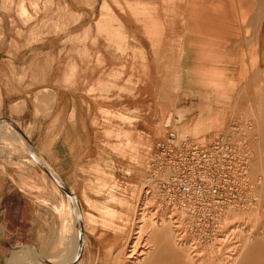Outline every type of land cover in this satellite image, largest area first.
Listing matches in <instances>:
<instances>
[{
	"label": "rangeland",
	"instance_id": "374dc122",
	"mask_svg": "<svg viewBox=\"0 0 264 264\" xmlns=\"http://www.w3.org/2000/svg\"><path fill=\"white\" fill-rule=\"evenodd\" d=\"M101 2L105 4L100 11ZM106 2L0 0V120L3 122L0 126V250L11 251L5 264L18 261L21 264H63L64 261V264L69 261L70 264H129L125 247L138 221L134 219L136 213L142 212V207L152 216L156 215V219L162 213L168 215L173 211L180 215H175V219L179 218L173 220L180 236L177 239L182 237L180 243L189 253L191 250V261L195 260L190 264H235L243 252L242 239L248 234L254 236V242L238 264H264V106L243 110L248 115L243 117L246 122L236 121L223 133L211 137L202 134L201 124L173 121L167 108L155 107L152 79L148 81L143 75L145 53L136 51L127 42L120 21ZM100 15L98 31L108 40L107 60L96 52L104 48L94 36ZM75 82L83 85L98 82L99 92L87 87L80 94H98L99 100L112 104V109L100 107L101 115L91 117L93 121L86 124L62 121L69 118V107L56 106L58 90L71 91ZM11 125L21 128L26 136ZM170 131H176L181 139L208 142L229 132L246 144L250 151L247 181L236 201L225 207L226 215L202 217L197 210L168 208L161 204L164 202L157 193L146 194L144 182L149 162L157 143ZM87 145H92V149L81 157ZM69 148L79 153L77 163L70 155L65 159L63 154L69 153ZM53 149L61 153L57 159L60 171H56L63 175L67 188L75 190L82 204L83 246L76 258L79 260L74 262L72 256L78 247L75 214L70 209L67 193L61 188L60 193L54 192V182L47 173L43 174L39 164L47 160L45 154ZM23 195L32 199L25 202ZM57 202H63L64 206L58 208ZM242 231L249 233L244 235ZM72 240L76 243L71 244ZM25 248V252L15 251ZM29 250H34L37 256L19 257ZM53 251L64 255L49 263L46 259ZM173 254L162 246L156 250L151 264L185 262ZM40 255L44 257L38 258Z\"/></svg>",
	"mask_w": 264,
	"mask_h": 264
},
{
	"label": "crops",
	"instance_id": "0c3cea01",
	"mask_svg": "<svg viewBox=\"0 0 264 264\" xmlns=\"http://www.w3.org/2000/svg\"><path fill=\"white\" fill-rule=\"evenodd\" d=\"M106 1L127 42L145 53L146 72L138 74L152 79L155 107L167 108L173 121L201 124L202 134L211 137L236 121L246 122L243 110L264 106V0ZM104 4H99L100 11ZM100 17L94 36L104 48L98 50L97 45L96 52L107 60L108 40L98 31ZM99 86L98 82H75L71 91L59 89L56 106L69 107V118L62 121L86 124L101 115L100 107L111 108L98 94H80L87 87L99 92ZM90 149L92 145H87L81 157ZM69 150L63 154L65 159L70 155L77 163L79 153ZM60 155L55 149L45 154L59 171ZM23 199L32 198L23 195ZM21 250L26 248L15 251ZM0 251V264H5L11 251Z\"/></svg>",
	"mask_w": 264,
	"mask_h": 264
},
{
	"label": "built area",
	"instance_id": "2783aa9c",
	"mask_svg": "<svg viewBox=\"0 0 264 264\" xmlns=\"http://www.w3.org/2000/svg\"><path fill=\"white\" fill-rule=\"evenodd\" d=\"M249 161L250 151L233 133L208 142L181 139L170 131L157 143L144 189L146 194L157 193L169 207L221 217L246 183Z\"/></svg>",
	"mask_w": 264,
	"mask_h": 264
},
{
	"label": "bare ground",
	"instance_id": "6f19581e",
	"mask_svg": "<svg viewBox=\"0 0 264 264\" xmlns=\"http://www.w3.org/2000/svg\"><path fill=\"white\" fill-rule=\"evenodd\" d=\"M128 2V1H127ZM147 4L148 3H146V7H147ZM149 5V4H148ZM151 5V4H150ZM150 7V6H149ZM25 11V10H24ZM9 124V123H8ZM0 126H3V122L1 123V120H0ZM12 126V125H11ZM12 128H14V129H16L15 127H13L12 126ZM7 129H8V127H7ZM17 130V129H16ZM13 131V130H12ZM17 132H19L23 137H24V135L20 132V131H18L17 130ZM17 132H15V133H17ZM19 135V134H18ZM21 136V137H22ZM22 137V138H23ZM201 137V136H200ZM199 137V138H200ZM18 140V139H17ZM18 143V142H17ZM24 144V143H23ZM27 145V144H26ZM25 147V146H24ZM28 149H29V147H27ZM25 150H26V148H24ZM31 149V148H30ZM28 151V150H27ZM33 152V151H32ZM30 153V152H29ZM39 156V155H38ZM39 158V157H38ZM43 159V158H42ZM39 160V159H38ZM40 163H42V164H44L46 167H47V169L51 172V175H49V173H47L44 169H43V174H44V172L45 173H47V175L52 179V181L54 182V184H53V187L55 188V190H54V192H59L60 193V188L61 189H63L62 187H66L67 188V182L63 179V177L60 175V173L58 172V171H56L53 167H52V165L49 163V161L47 162L46 160H43V161H41ZM46 175V174H45ZM45 179H46V177H45ZM47 180V179H46ZM260 181V180H259ZM261 182V181H260ZM144 183H146V181L144 182ZM259 183V182H258ZM47 184V183H46ZM142 186H144L143 184H142ZM251 187H252V185H251ZM71 189V188H70ZM64 190V189H63ZM142 190V189H141ZM71 195H68L67 194V197H68V203H69V206H70V209H71V211L73 212V214H75V217H76V221H77V225L76 226H78V229H77V231H76V229H75V231H76V235L73 233V232H71V231H69V233L71 232L72 234H74L76 237V239L75 240H77V246L78 247H76V251H75V253H74V255L72 256V254H70L71 256H72V258H73V261L72 262H74L75 260H79V259H76V258H78L81 254L79 253L80 252V250H81V248H82V244H83V241H82V238H83V233L81 232V230L83 229V226H84V223H83V221H84V219H83V215H82V204H81V202L78 200V198L79 197H77V195L75 194V190L74 189H72L71 190ZM154 193V192H153ZM152 193V195H154ZM256 193V192H255ZM55 194V193H54ZM58 194V193H57ZM142 194V193H141ZM61 195H62V193H61ZM148 195V194H147ZM156 195V194H155ZM154 195V196H155ZM141 197V196H140ZM146 199L147 198H149V196L147 197H145ZM154 198V197H153ZM53 199V198H52ZM56 199V198H55ZM143 199V198H142ZM145 199V200H146ZM149 199H151V197L149 198ZM159 199V198H158ZM250 199V198H249ZM51 200V199H50ZM49 199H48V201H50ZM63 200V199H62ZM140 200V199H139ZM156 200V199H155ZM155 200H153V202L155 201ZM59 201H60V199H59ZM87 201H89L88 199H87ZM142 201V200H141ZM51 202H53L52 200H51ZM61 202V201H60ZM146 202V201H145ZM158 202V201H157ZM156 202V203H157ZM63 203V202H62ZM62 203H58L57 202V204H58V208H60V207H62V206H64ZM65 203V202H64ZM143 203V202H142ZM149 203H152V200H151V202H149ZM160 203V202H159ZM154 204V203H153ZM161 204H164V205H167V203H161ZM149 205V204H148ZM147 205V206H148ZM157 205V204H156ZM155 205V206H156ZM257 205V204H256ZM142 206V205H141ZM151 206H152V204H151ZM161 206V205H160ZM66 207V206H65ZM68 207V206H67ZM157 207V206H156ZM159 207V206H158ZM163 207V206H162ZM167 207V206H166ZM253 207V206H252ZM141 208V207H140ZM154 208V207H153ZM152 208V209H153ZM168 208H169V206H168ZM172 208H173V206H172ZM174 208H175V206H174ZM177 208V207H176ZM61 209V208H60ZM68 209H69V207H68ZM142 209V212H138L137 211V213H136V218H134V219H137L138 221L136 222V225L134 226V228L132 227V233H133V235L131 236L130 235V238H129V240H128V242H127V244H126V247H125V250H127V253H126V258L128 259V260H130L129 261V264H151V262H152V259L154 258V254H155V252H156V250L158 249V248H162V246L163 247H166V249L167 250H169L171 253H174L173 254V256L174 257H180V258H182V259H184L185 260V262H183V264H190L192 261H191V259H192V256H191V250H190V253L186 250V249H184V247L182 246V244L183 243H180V241L179 240H181V238L180 239H177V237H178V234L179 233H177V226L175 227V220L176 219H178L179 217H180V215H178L179 217H177L176 219H175V217L177 216L176 214H174L175 212L173 211L171 214H168V215H163V214H165V213H162V211H161V213H162V215L161 216H159L160 218L159 219H156V215L155 216H152L151 215V213L149 214L148 212H147V210H146V207H142L141 208ZM161 209V208H160ZM59 210V209H58ZM63 210V209H62ZM84 210V209H83ZM157 210V209H156ZM162 210V209H161ZM165 210V209H164ZM169 210V209H168ZM66 211V210H65ZM64 211V212H65ZM101 211H102V209H101ZM167 211V210H166ZM175 211H176V209H175ZM183 211V213L185 214V212H184V210H182ZM181 211V212H182ZM83 212H85V211H83ZM159 212V211H158ZM165 212V211H164ZM171 212V211H170ZM176 212H178V211H176ZM66 213V212H65ZM68 213H69V211H68ZM114 213V212H113ZM113 213H111L110 215V217L111 218H113ZM154 213V212H153ZM155 213H156V211H155ZM187 213V212H186ZM64 214V213H63ZM84 215H85V213H83ZM159 214V213H158ZM157 214V215H158ZM184 214H182V215H184ZM199 214V213H198ZM87 215V214H86ZM154 215V214H153ZM176 215V216H175ZM188 215H190V217L193 215H191V214H188ZM187 215V216H188ZM226 215V214H225ZM105 216V215H104ZM187 216H185V217H187ZM196 216V215H195ZM87 217V216H86ZM92 217V216H91ZM133 217V216H132ZM184 217V218H185ZM227 217V216H226ZM90 218V217H89ZM103 218V217H102ZM105 218H107V216H105ZM183 217H181V219H182ZM184 218H183V220H184ZM257 218V217H256ZM173 219H175V220H173ZM113 220V219H112ZM196 221V220H195ZM205 222V221H204ZM75 223V222H74ZM111 223H113V221L111 222ZM110 223V224H111ZM200 223V222H199ZM221 223V222H220ZM234 223V222H233ZM247 223V222H246ZM184 224V223H183ZM230 224V223H229ZM178 225H180V224H178ZM100 226V225H99ZM181 226H182V223H181ZM198 226V225H197ZM209 226V225H208ZM217 226V225H216ZM219 226V225H218ZM72 227H74V226H72ZM255 227V226H254ZM75 228V227H74ZM77 228V227H76ZM96 228V227H95ZM186 228V227H185ZM184 228V229H185ZM223 228V227H222ZM100 229V228H99ZM178 229H179V227H178ZM214 229V228H213ZM237 229V228H236ZM94 230V229H93ZM190 230V229H189ZM223 230V229H222ZM130 231V230H129ZM181 231V230H180ZM245 231V230H244ZM244 231H242V232H240V233H243ZM179 232V231H178ZM185 232H186V229H185ZM67 233V232H66ZM68 233V234H69ZM181 233V232H180ZM246 233H249V232H246ZM246 233H243L244 235L246 234ZM93 234V233H92ZM129 234V233H128ZM131 234V233H130ZM242 234V235H243ZM251 234V233H250ZM70 235V234H69ZM181 235H182V233H181ZM185 236V235H184ZM256 236V235H255ZM66 237V236H65ZM69 237V236H68ZM102 237V236H101ZM180 237V236H179ZM178 237V238H179ZM217 237V236H216ZM223 237H224V235H223ZM232 237V236H231ZM243 237V236H242ZM254 236H252L251 235V237L249 236V234H248V236L245 238V239H242V240H244L243 241V243H241V241H240V243H241V245H243V248H242V250H243V252L242 253H240L238 256H237V258H236V263L238 264V262H240V260L242 261V258L245 256L244 254H245V251H246V249L248 248V247H250V245L254 242V240L252 239ZM127 238V237H126ZM218 238V237H217ZM218 239H220V238H218ZM257 239V238H256ZM66 240H70V239H67L66 238ZM221 240H222V238H221ZM220 240V241H221ZM224 240H225V238H224ZM259 240V239H258ZM257 240V241H258ZM125 241V240H124ZM183 241H184V239H183ZM196 241V240H195ZM198 241V240H197ZM75 242V241H74ZM200 242V241H199ZM73 243V240H72V242H71V244ZM76 243V242H75ZM75 243H73V244H75ZM262 243V242H261ZM184 244H185V242H184ZM187 244V243H186ZM75 245V246H76ZM162 245V246H161ZM193 245V244H192ZM235 245V244H234ZM240 245V244H239ZM258 245V244H257ZM68 246V245H67ZM69 246H71V245H69ZM187 246V245H186ZM66 247V246H65ZM74 247V246H73ZM129 247H132V248H130L131 250H129ZM195 247V246H194ZM197 247V246H196ZM214 247V246H213ZM239 247V246H238ZM262 247H264V246H262ZM199 248H201V245H200V247ZM227 248V247H226ZM240 248V247H239ZM65 249V248H64ZM67 249V248H66ZM72 249V248H71ZM191 249V248H190ZM193 249V248H192ZM229 249V248H228ZM232 249V248H231ZM237 249V248H236ZM235 249V250H236ZM124 250V249H123ZM122 250V251H123ZM194 250H196V249H194ZM198 251H200V250H198ZM232 251V250H231ZM258 251V250H257ZM54 252V254L53 255H50L46 260L49 262V263H52V262H54L55 261V258H57V257H60L63 253L61 252V253H58V254H55V251H53ZM64 252V251H63ZM82 252V251H81ZM195 252V251H194ZM240 252V251H239ZM46 253V252H45ZM71 253H73L72 252V250H71ZM196 253V252H195ZM201 253H203V252H201ZM200 253V254H201ZM20 254V253H19ZM34 250H29V252H26V253H24V254H20L19 255V257L20 258H28V259H30L31 258V256H33V257H35L34 256ZM69 254H68V256H69ZM194 254V253H193ZM199 254V255H200ZM36 255V254H35ZM44 255H46V254H44ZM47 255H48V253H47ZM64 255V254H63ZM121 255H122V253H121ZM203 255V254H202ZM213 255V254H212ZM235 255V254H234ZM37 256V255H36ZM42 256L43 255H40V257L38 256V258H41L42 259ZM71 256H69V257H71ZM198 256V255H197ZM209 256V255H208ZM233 256V255H232ZM44 257V256H43ZM64 257H66V255L64 256ZM121 257V256H120ZM194 257V256H193ZM202 257V256H201ZM18 258V257H17ZM52 258V259H51ZM71 258V259H72ZM195 258V257H194ZM203 258V257H202ZM202 258H200V259H202ZM231 258V257H230ZM34 259V258H33ZM54 259V260H53ZM196 259H198L199 260V258H197L196 257ZM212 259H214V258H212ZM232 259V258H231ZM234 259V258H233ZM40 260V259H39ZM224 260V259H223ZM226 260V259H225ZM235 260V259H234ZM41 261V260H40ZM62 261H64L63 259H62ZM191 261V262H190ZM195 261V260H194ZM207 261V260H206ZM44 262H45V260H44ZM66 262H67V260H66ZM187 262V263H186ZM197 262V261H196ZM208 262V261H207ZM206 262V263H207ZM219 262V261H218ZM221 262V261H220ZM17 263H19V261L17 262ZM16 263V264H17ZM41 263V262H40ZM57 263V262H56ZM63 263V262H62ZM64 263H65V261H64ZM63 263V264H64ZM195 263V262H194ZM193 263V264H194ZM209 263V262H208ZM228 263V262H227ZM231 263H233L232 262V260H231ZM235 263V264H236ZM19 264H21V263H19ZM32 264V263H31ZM47 264V263H46ZM53 264H55V263H53ZM57 264H59V263H57ZM69 264H70V261H69ZM72 264V263H71ZM90 264V263H89ZM128 264V263H127ZM197 264V263H196ZM204 264V263H203ZM210 264V263H209ZM213 264V263H212ZM216 264H218V263H216ZM224 264V263H223ZM226 264V263H225Z\"/></svg>",
	"mask_w": 264,
	"mask_h": 264
},
{
	"label": "water",
	"instance_id": "95a60500",
	"mask_svg": "<svg viewBox=\"0 0 264 264\" xmlns=\"http://www.w3.org/2000/svg\"><path fill=\"white\" fill-rule=\"evenodd\" d=\"M17 129L24 135V136H26V134L24 133V131L21 129V128H19V127H17ZM39 164H40V166L47 172V173H49V175H51V172L47 169V167L44 165V164H42V163H40L39 162ZM52 176V175H51ZM63 189H64V191L68 194V195H71L72 193H71V191L68 189V188H66V187H62Z\"/></svg>",
	"mask_w": 264,
	"mask_h": 264
}]
</instances>
